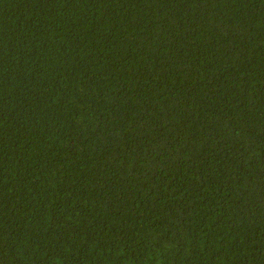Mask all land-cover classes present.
<instances>
[{
	"label": "trees",
	"instance_id": "16d2710c",
	"mask_svg": "<svg viewBox=\"0 0 264 264\" xmlns=\"http://www.w3.org/2000/svg\"><path fill=\"white\" fill-rule=\"evenodd\" d=\"M0 264H264V0H0Z\"/></svg>",
	"mask_w": 264,
	"mask_h": 264
}]
</instances>
